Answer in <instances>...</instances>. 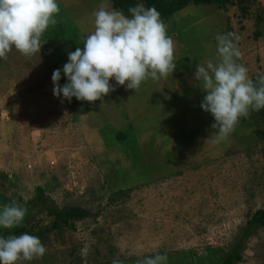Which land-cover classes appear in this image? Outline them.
Masks as SVG:
<instances>
[{"label": "rangeland", "instance_id": "374dc122", "mask_svg": "<svg viewBox=\"0 0 264 264\" xmlns=\"http://www.w3.org/2000/svg\"><path fill=\"white\" fill-rule=\"evenodd\" d=\"M37 1L0 0V234L30 220L0 264H219L264 208V0L153 27ZM44 205L87 214L54 227ZM241 252L264 264V225Z\"/></svg>", "mask_w": 264, "mask_h": 264}, {"label": "trees", "instance_id": "16d2710c", "mask_svg": "<svg viewBox=\"0 0 264 264\" xmlns=\"http://www.w3.org/2000/svg\"><path fill=\"white\" fill-rule=\"evenodd\" d=\"M233 1L240 6L242 13L246 14L248 6L253 0H111L113 9L124 16L130 22L141 26H157L166 21L175 11L183 8L189 3H213L225 5L226 3H233ZM257 29L255 35L260 34ZM248 96H252L254 101L252 108L255 113L264 115V77H260L254 90L248 92ZM240 113L233 116L235 121L241 119ZM36 200L43 201L46 196L40 187L36 188ZM49 213L54 215L53 226H61L69 218H79L87 214V211L82 207H68L66 209L59 208L55 205H44ZM30 220H19L13 222L14 229L8 233L0 234V252L7 248L12 241L19 239V237L29 230ZM259 225H264V208H256L250 213L241 231L238 233L229 251L226 252L219 264H233L239 261L242 257V248L246 239L253 233L254 228ZM33 240V239H32Z\"/></svg>", "mask_w": 264, "mask_h": 264}, {"label": "crops", "instance_id": "0c3cea01", "mask_svg": "<svg viewBox=\"0 0 264 264\" xmlns=\"http://www.w3.org/2000/svg\"><path fill=\"white\" fill-rule=\"evenodd\" d=\"M8 1V0H7ZM20 0H18V2H19ZM29 2H31V3H29V4H34V5H39V7H40V3H38V1L37 2H35L34 3V1L35 0H28ZM43 2H46V0H43ZM52 2H56V0H54V1H51V0H49L48 1V3H46V5L49 7V9H51V4H52ZM58 2H60L61 4H62V6H64L65 8H70L69 6H70V4H72V2H75L76 3V1H74V0H58ZM77 2H79V0L77 1ZM8 3V2H7ZM80 3V2H79ZM82 3V2H81ZM17 4V3H16ZM32 5H30V6H32ZM8 6V5H7ZM82 6V5H81ZM39 7H37V9H39ZM35 10V9H34ZM42 10V9H41ZM9 11V10H8ZM17 13L15 12L14 14H15V16H17L18 18H20V20H21V22L24 24V23H26V18L24 19V17H23V15L20 13V10H19V7L17 6ZM33 13V12H32ZM48 14V13H47ZM32 16H33V14L32 15H30V18H28V20L30 19L31 21H34L35 19L34 18H32ZM44 18H47V17H44ZM35 22V21H34ZM24 26V25H23Z\"/></svg>", "mask_w": 264, "mask_h": 264}]
</instances>
